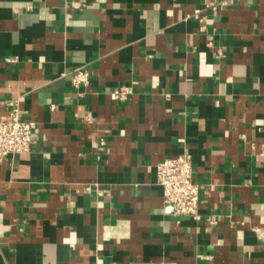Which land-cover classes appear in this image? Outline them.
<instances>
[{
    "label": "crops",
    "instance_id": "1",
    "mask_svg": "<svg viewBox=\"0 0 264 264\" xmlns=\"http://www.w3.org/2000/svg\"><path fill=\"white\" fill-rule=\"evenodd\" d=\"M14 100L37 129L0 158V264H264V0H0ZM182 153L201 220L163 209Z\"/></svg>",
    "mask_w": 264,
    "mask_h": 264
},
{
    "label": "built area",
    "instance_id": "2",
    "mask_svg": "<svg viewBox=\"0 0 264 264\" xmlns=\"http://www.w3.org/2000/svg\"><path fill=\"white\" fill-rule=\"evenodd\" d=\"M79 7V2H74ZM89 72L78 70L73 75V84L79 87L88 83ZM133 92L130 85H124L112 93L115 100L123 101ZM7 114L0 115V158L31 151L36 123L25 118L18 100L10 103ZM89 119V118H88ZM104 143V141H103ZM157 183L162 188L163 209L166 214L187 216L201 220L200 185L195 181L193 160L190 154L182 153L160 161L156 167ZM210 220V223H214ZM264 243V232L260 234Z\"/></svg>",
    "mask_w": 264,
    "mask_h": 264
}]
</instances>
